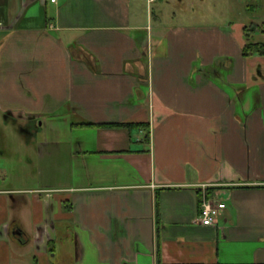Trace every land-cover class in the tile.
Listing matches in <instances>:
<instances>
[{
	"label": "crops",
	"instance_id": "obj_1",
	"mask_svg": "<svg viewBox=\"0 0 264 264\" xmlns=\"http://www.w3.org/2000/svg\"><path fill=\"white\" fill-rule=\"evenodd\" d=\"M152 2L0 0V113L33 124L36 181L0 188V264H264V56L241 53L264 35Z\"/></svg>",
	"mask_w": 264,
	"mask_h": 264
},
{
	"label": "rangeland",
	"instance_id": "obj_2",
	"mask_svg": "<svg viewBox=\"0 0 264 264\" xmlns=\"http://www.w3.org/2000/svg\"><path fill=\"white\" fill-rule=\"evenodd\" d=\"M141 1L145 4V0ZM147 2L153 3L150 0ZM153 7V17L161 23L231 27L239 36H242L244 27L264 23V0H157ZM152 21L155 23L154 19ZM2 114L0 113V188H32L36 181L28 164L33 154L27 151L24 142L22 144L24 138L16 133L35 128H32V123L22 120L19 122L23 124L16 123V126L14 117ZM31 167L33 168V164ZM23 254L28 255V251ZM51 256L50 259L53 260L55 257L53 254Z\"/></svg>",
	"mask_w": 264,
	"mask_h": 264
},
{
	"label": "trees",
	"instance_id": "obj_3",
	"mask_svg": "<svg viewBox=\"0 0 264 264\" xmlns=\"http://www.w3.org/2000/svg\"><path fill=\"white\" fill-rule=\"evenodd\" d=\"M254 34L264 35V23L262 24H251L249 27H244V35L246 38H249ZM242 56H264V42H250L246 43L242 48ZM96 126L109 127V128H118V127H130V123H115V124H100ZM138 126L143 127L142 124Z\"/></svg>",
	"mask_w": 264,
	"mask_h": 264
},
{
	"label": "built area",
	"instance_id": "obj_4",
	"mask_svg": "<svg viewBox=\"0 0 264 264\" xmlns=\"http://www.w3.org/2000/svg\"><path fill=\"white\" fill-rule=\"evenodd\" d=\"M50 2L54 3L56 0H50ZM224 208V203L217 202L214 199L207 197L205 192H203L198 221L204 226H212L214 225L215 219Z\"/></svg>",
	"mask_w": 264,
	"mask_h": 264
}]
</instances>
